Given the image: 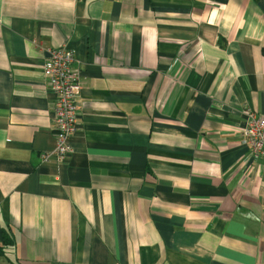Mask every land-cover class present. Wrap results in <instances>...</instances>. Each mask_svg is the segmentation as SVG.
I'll return each instance as SVG.
<instances>
[{
    "label": "crops",
    "instance_id": "0c3cea01",
    "mask_svg": "<svg viewBox=\"0 0 264 264\" xmlns=\"http://www.w3.org/2000/svg\"><path fill=\"white\" fill-rule=\"evenodd\" d=\"M58 48L82 85L64 163ZM251 114L264 0H0V264H264Z\"/></svg>",
    "mask_w": 264,
    "mask_h": 264
},
{
    "label": "built area",
    "instance_id": "2783aa9c",
    "mask_svg": "<svg viewBox=\"0 0 264 264\" xmlns=\"http://www.w3.org/2000/svg\"><path fill=\"white\" fill-rule=\"evenodd\" d=\"M50 55V60L43 66V72L49 88L56 96V146L53 152L43 154L42 159L47 162L55 157L60 163H64L73 153L71 141L78 132V99L82 85L73 51L58 48L51 51ZM242 137L243 143L250 147L252 157L264 160V117L251 114Z\"/></svg>",
    "mask_w": 264,
    "mask_h": 264
},
{
    "label": "trees",
    "instance_id": "16d2710c",
    "mask_svg": "<svg viewBox=\"0 0 264 264\" xmlns=\"http://www.w3.org/2000/svg\"><path fill=\"white\" fill-rule=\"evenodd\" d=\"M5 241H6V243L10 244V243H9V240H5ZM11 244H12V242H11Z\"/></svg>",
    "mask_w": 264,
    "mask_h": 264
},
{
    "label": "rangeland",
    "instance_id": "374dc122",
    "mask_svg": "<svg viewBox=\"0 0 264 264\" xmlns=\"http://www.w3.org/2000/svg\"><path fill=\"white\" fill-rule=\"evenodd\" d=\"M68 50H70V49H68ZM71 51V50H70Z\"/></svg>",
    "mask_w": 264,
    "mask_h": 264
}]
</instances>
